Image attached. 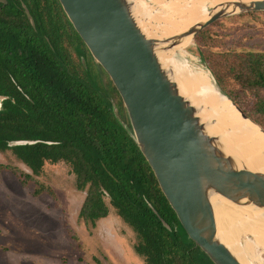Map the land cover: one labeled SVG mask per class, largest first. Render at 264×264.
Returning a JSON list of instances; mask_svg holds the SVG:
<instances>
[{
	"label": "trees",
	"instance_id": "obj_1",
	"mask_svg": "<svg viewBox=\"0 0 264 264\" xmlns=\"http://www.w3.org/2000/svg\"><path fill=\"white\" fill-rule=\"evenodd\" d=\"M6 1L0 4V96L7 98L0 107V153L10 151L35 176L45 164H66L76 190L85 192L78 218L94 226L112 209L135 233L134 251L144 264H213L188 238L110 102L88 82L73 37L85 46L58 0ZM239 60L240 71L231 76L241 90L226 96L264 129V53ZM22 141L34 143L10 145Z\"/></svg>",
	"mask_w": 264,
	"mask_h": 264
},
{
	"label": "water",
	"instance_id": "obj_2",
	"mask_svg": "<svg viewBox=\"0 0 264 264\" xmlns=\"http://www.w3.org/2000/svg\"><path fill=\"white\" fill-rule=\"evenodd\" d=\"M63 13L95 63L116 90L126 111L130 134L151 168L161 192L188 238L213 264H242L218 238L210 196L216 195L264 216V173L228 153L214 120H202L203 107L180 94L178 84L158 55L173 51L179 40H192L218 20L241 13H264V0L226 2L209 10L207 20L162 41L147 37L129 0H58ZM6 0H0L5 5ZM30 25L34 22L28 10ZM84 64V63H83ZM219 90V89H218ZM235 108L242 120L250 121ZM7 99L0 96L1 102ZM211 123H210V122ZM15 142L11 146L33 144ZM166 226V225H165Z\"/></svg>",
	"mask_w": 264,
	"mask_h": 264
},
{
	"label": "rangeland",
	"instance_id": "obj_3",
	"mask_svg": "<svg viewBox=\"0 0 264 264\" xmlns=\"http://www.w3.org/2000/svg\"><path fill=\"white\" fill-rule=\"evenodd\" d=\"M145 2L148 13H152L154 6ZM210 26L184 48L179 62L186 72L203 71L221 92L237 97L241 87L231 75L240 71L239 58L247 52L264 53V13L236 14ZM65 44L69 45L67 38ZM69 50L76 62V54ZM207 53L210 56L205 60L202 55ZM81 63L93 89L129 126L121 99L113 93L112 83L89 52ZM208 64L215 67V74ZM84 198L85 192L76 190L74 175L66 164H45L35 176L10 151L0 153V264H144L134 251L135 233L112 209L94 226L78 218ZM261 259L264 264V253Z\"/></svg>",
	"mask_w": 264,
	"mask_h": 264
},
{
	"label": "bare ground",
	"instance_id": "obj_4",
	"mask_svg": "<svg viewBox=\"0 0 264 264\" xmlns=\"http://www.w3.org/2000/svg\"><path fill=\"white\" fill-rule=\"evenodd\" d=\"M129 1L132 3L133 11L148 20V22L139 20L143 33L150 38L163 39L162 41L178 36L190 27L207 20L209 10L213 7L235 2V0H147L154 6V11L148 13L145 0ZM149 8L152 9L151 6ZM190 42V37L179 40L174 46V53L172 51L161 53L158 55L159 60L172 71L180 94L192 105L203 107L200 110L202 120H214L213 125L209 121L211 125H207V131L218 135L225 150L237 156L248 168L264 173V136L259 133L258 127L240 118L232 104L220 94L214 80L211 79V83L206 73L203 71L188 73L179 62L184 48ZM210 202L220 241L242 264H262L261 254L264 253L262 212L238 207L216 195L210 196Z\"/></svg>",
	"mask_w": 264,
	"mask_h": 264
},
{
	"label": "flooded vegetation",
	"instance_id": "obj_5",
	"mask_svg": "<svg viewBox=\"0 0 264 264\" xmlns=\"http://www.w3.org/2000/svg\"><path fill=\"white\" fill-rule=\"evenodd\" d=\"M73 43L75 47H78V51H80V53H82L83 55L88 53L86 47H85L86 50H84V48L79 44L78 40L75 37H73ZM80 59H81L80 61H82V58Z\"/></svg>",
	"mask_w": 264,
	"mask_h": 264
}]
</instances>
